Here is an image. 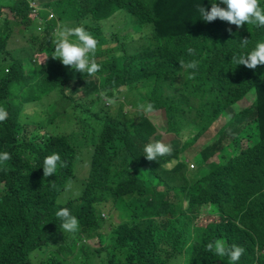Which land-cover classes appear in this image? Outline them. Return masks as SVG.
I'll return each mask as SVG.
<instances>
[{
	"label": "trees",
	"instance_id": "16d2710c",
	"mask_svg": "<svg viewBox=\"0 0 264 264\" xmlns=\"http://www.w3.org/2000/svg\"><path fill=\"white\" fill-rule=\"evenodd\" d=\"M35 1L0 0V15L10 5L17 18L0 22V107L8 112L0 152L12 156L0 164V264H98L95 252L105 251L107 264H230L206 249L218 239L245 249L236 264H264V65L252 70L233 59L264 42V27L203 21L199 8L210 10L214 0H53L31 18ZM79 25L99 42L94 76L52 57L58 26ZM134 27L145 37L141 48L122 34ZM18 28L27 53L14 58ZM38 55L48 58L40 63ZM180 60L198 67L184 72ZM102 91L117 97L116 105H107ZM250 91L254 102L225 118L196 153L194 171L180 161V146L145 158L144 146L161 134L141 105L162 111L174 136L195 126L186 149ZM74 122L79 129L71 130ZM53 153L66 166L44 177V158ZM82 162L88 175L79 196L65 202ZM120 199L129 219L120 214V223L99 231L102 207L117 208ZM60 208L77 217L78 231L62 232ZM91 230L100 242L95 251L84 238Z\"/></svg>",
	"mask_w": 264,
	"mask_h": 264
},
{
	"label": "clouds",
	"instance_id": "9594fccd",
	"mask_svg": "<svg viewBox=\"0 0 264 264\" xmlns=\"http://www.w3.org/2000/svg\"><path fill=\"white\" fill-rule=\"evenodd\" d=\"M220 4H224L226 7H221ZM30 9L32 10L30 16L33 15L31 16V18H33L40 9L37 1L30 3ZM199 12L201 13L202 20L205 22H212L216 19H220L221 21L235 25L237 28L245 24L264 27V7H261L260 0H220V3L214 0V2L211 3L210 10L205 7H200ZM49 17L53 19V14H50ZM40 22L43 21L40 19ZM228 30L231 32V28ZM70 37H75V39L72 40ZM248 42L247 38L241 39L242 46H246ZM52 43L54 45L52 57L54 59H59L64 66H70L75 71L87 73L89 76H94L100 71L101 65L97 63L94 58L99 42L83 25L75 27L58 26ZM187 51L189 55L195 53V49L191 47H189ZM47 58L48 56L45 60ZM233 59L236 65H244L248 69L255 70L258 66L264 65V42H258L254 50L247 54L233 57ZM179 64L180 69H183L184 72L198 67V62L196 60L189 62L180 60ZM187 78L194 79L195 72L188 75ZM99 95L107 105H116L117 97H108L107 93L104 91ZM140 107L146 114L154 111V105L152 103H148L146 106L141 105ZM7 118V110L0 107V123L6 121ZM171 152V146L159 140L149 142L144 146V156L148 161L157 160L159 156L170 155ZM11 159L12 156L9 152H0V164ZM58 164L61 167L66 166V162H61V157L58 153L46 156L42 167L44 177H50L55 174ZM55 215L62 221L60 224L62 232L75 233L79 230V220L76 216L72 215L68 208H60ZM101 215L104 216L105 213ZM206 249L214 252L216 256L229 257L230 264H236L245 251L243 247L235 244L226 246L225 243L219 239L214 243L209 242L206 245Z\"/></svg>",
	"mask_w": 264,
	"mask_h": 264
},
{
	"label": "rangeland",
	"instance_id": "374dc122",
	"mask_svg": "<svg viewBox=\"0 0 264 264\" xmlns=\"http://www.w3.org/2000/svg\"><path fill=\"white\" fill-rule=\"evenodd\" d=\"M38 3V7L41 9L43 4L49 3L53 0H36ZM33 16V15H31ZM17 18L11 13V7L4 8V10L1 11L0 15V22L1 24L5 20H16ZM39 23V22H38ZM41 23V22H40ZM0 24V25H1ZM38 27V26H37ZM22 28L14 29V32H17V35L15 36V41L14 44L11 46L12 50V55L14 58L18 57H25L27 53V47H26V41L25 39L21 38V33L19 30ZM57 30V29H56ZM139 28L134 27V28H128L127 30H124L122 32L123 35L125 33L130 34L129 36L131 37V40L129 42H132L136 48H141V43L143 41L144 35L139 34ZM56 33V31H55ZM30 33L26 32L25 36L29 37ZM145 38V37H144ZM148 45L152 44V41L150 39H147ZM112 46H116V44H112ZM10 50V48H9ZM34 54V53H33ZM48 56V55H47ZM46 55H38L35 58L37 59V62H44L45 58L47 57ZM111 57V54L108 56V58ZM114 57L117 58H122V51H117L116 55ZM255 92L250 91L246 94V96L242 100H238L235 102V104L230 105V107L226 108V113H224L222 116H220L217 120H215L212 125L208 128L207 131L203 132L201 136L195 141V144L186 148L183 146L187 141L192 137L193 134H195L196 127L195 126H187L184 127L180 133L177 136H174V134L167 133L166 132V122L164 118V114L160 110H154L152 113L145 114L147 118L151 121V123L155 126L157 132L161 134V136L156 140V141H163L167 144H169L172 148V152H175V149L180 146V150L178 151L179 154V159L180 161H185L188 164V169L191 171H194L197 168V165L199 164V160L196 156V153L203 149L205 146L209 145L212 143L213 139L217 135V131L220 128V126L226 121V117L228 115L235 114L236 112L250 106L254 100H255ZM125 109H134L136 110V107H133L129 104H127V101H125ZM32 108V105H28V109ZM141 107H139L140 109ZM71 130L72 129H79V123L74 122L70 125ZM178 144V145H177ZM243 146H246V141H244ZM196 157V158H195ZM177 161L179 162V159L176 158ZM209 161H216V158L213 157ZM83 166L77 167V171L80 172L79 176L76 177L75 183H72L70 187H67L64 195H63V200L68 201V199H74L75 197L79 196V194L76 193L77 188H79L83 182L84 178L83 175L87 176L88 175V169L89 166L87 162H82ZM169 167H172V164L167 165ZM200 166V165H199ZM198 166V167H199ZM140 204L143 206H146L145 202L143 200L140 201ZM118 208V209H117ZM117 208H111V207H102L101 211L99 212V216L102 218L100 219V224H99V231L101 232H107L111 230V226L109 224H113L114 226L117 225L122 221V216L120 214L124 215L125 220L127 221L129 219V215L126 211L123 210L122 208V200L120 199L117 203ZM205 207H202L199 212H201L202 215H204L206 212ZM105 213L104 216L101 214ZM177 213H182L181 210H178ZM210 216V215H208ZM212 218L214 216L212 215ZM123 221V222H124ZM92 232V234H90ZM89 232V235H84V238L87 241V244H89L92 249L95 251L96 249L99 248L100 242L99 240L95 237V232L91 230ZM55 248L50 249L51 253L54 252ZM109 258V254L107 251L101 253L95 252L94 256V261L95 263L97 262L98 264H107Z\"/></svg>",
	"mask_w": 264,
	"mask_h": 264
}]
</instances>
